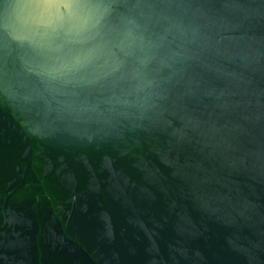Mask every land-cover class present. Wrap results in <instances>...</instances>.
<instances>
[{
	"label": "water",
	"instance_id": "obj_1",
	"mask_svg": "<svg viewBox=\"0 0 264 264\" xmlns=\"http://www.w3.org/2000/svg\"><path fill=\"white\" fill-rule=\"evenodd\" d=\"M0 264H264V0H0Z\"/></svg>",
	"mask_w": 264,
	"mask_h": 264
}]
</instances>
